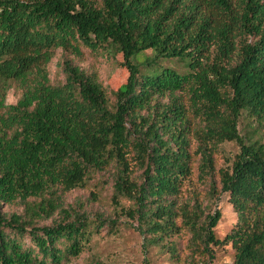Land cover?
Here are the masks:
<instances>
[{
    "label": "trees",
    "instance_id": "16d2710c",
    "mask_svg": "<svg viewBox=\"0 0 264 264\" xmlns=\"http://www.w3.org/2000/svg\"><path fill=\"white\" fill-rule=\"evenodd\" d=\"M82 48L119 56L126 82L108 93L65 60V83L51 85L54 51ZM11 88L20 98L5 105ZM263 132L264 0H0V264L67 263L105 225L116 235L121 217L173 264H212L225 246L232 260L221 264H264ZM225 143L237 151L219 165ZM111 169V218L64 207V194ZM195 173L208 200L227 194L236 214L222 239L218 210L180 202ZM13 204L21 214L2 213Z\"/></svg>",
    "mask_w": 264,
    "mask_h": 264
},
{
    "label": "rangeland",
    "instance_id": "374dc122",
    "mask_svg": "<svg viewBox=\"0 0 264 264\" xmlns=\"http://www.w3.org/2000/svg\"><path fill=\"white\" fill-rule=\"evenodd\" d=\"M70 60L73 65L78 66L87 73L95 72L98 75L100 83L104 86L108 93L117 90L119 86L126 82L127 71L121 65L119 56L111 57L103 52H91L85 48L81 49V54L76 55L70 51L56 49L53 58L47 66L48 78L50 84L53 86L63 85L65 83V72L63 71V62ZM164 66L172 67L180 72L183 67L176 61L163 62ZM180 96L181 101L189 108L190 96L187 92L176 93ZM21 92L18 89L11 88L6 92L5 105H14L20 98ZM168 99H162V102H167ZM189 121L195 126L200 125V121L191 112H187ZM264 138V132H263ZM191 145L194 150L198 141L194 136H191ZM237 151V148L232 143H225L220 146L218 153L219 165L224 162V155L231 157ZM131 168L133 170V177L140 180L142 175V168L139 167L132 157H130ZM112 169L101 173H94L90 183L85 189L73 190L63 195L62 200L64 207H71L75 211L85 213L89 217L96 213H101L104 218H111L113 216L111 196L113 190ZM209 181L202 182L198 180L197 174H193L191 179H186L182 194L180 195V202H190L193 204L195 200L202 203L206 207V212L213 213L218 210L221 213V219L215 228L216 236L222 239L230 228L236 223V214L228 202L227 194H221L219 199L214 203L208 200L207 189ZM98 195V200L94 201L92 196ZM124 207H129L130 202L122 200ZM23 207L19 205H4L2 213L6 215L21 214ZM61 220V215L57 213L48 219L39 220L37 227L51 226L55 222ZM121 225L116 235L108 232V226L105 225L100 234L93 236L92 241L86 247L85 251L77 258L70 260L64 264H145L149 261L152 264H173L169 254L163 253L161 250L154 248L145 249L143 247V237L135 230L136 224L131 222L126 217L119 219ZM180 239L177 237V243L181 248L186 244V237ZM183 250V249H182ZM180 250V253H182ZM232 260V253L230 247L225 246L218 249L216 259L212 264H221L223 262H230Z\"/></svg>",
    "mask_w": 264,
    "mask_h": 264
}]
</instances>
